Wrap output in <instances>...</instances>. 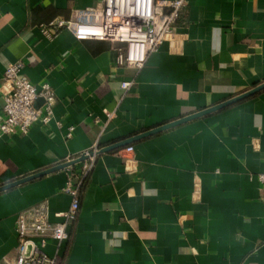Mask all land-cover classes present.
Masks as SVG:
<instances>
[{"label": "crops", "instance_id": "1", "mask_svg": "<svg viewBox=\"0 0 264 264\" xmlns=\"http://www.w3.org/2000/svg\"><path fill=\"white\" fill-rule=\"evenodd\" d=\"M99 1L0 0V84L22 61L57 97L50 124L0 139V187L97 148L70 239L46 248L58 264H264V91L137 139L264 83V0H188L142 68L117 66L121 44L43 34L94 20ZM82 164L0 194V264L16 256L20 214L64 220L62 189Z\"/></svg>", "mask_w": 264, "mask_h": 264}, {"label": "built area", "instance_id": "2", "mask_svg": "<svg viewBox=\"0 0 264 264\" xmlns=\"http://www.w3.org/2000/svg\"><path fill=\"white\" fill-rule=\"evenodd\" d=\"M188 5V0H100L93 12L94 20L57 19L42 27L46 37L51 29L69 30L77 41L97 40L121 44L116 64L119 67L142 68L150 54L174 35L175 24ZM25 63H11L0 84L3 106L0 113V139L14 135L26 136L36 124L47 126L54 118L56 92L48 82L34 85L23 73ZM133 82H123L128 91ZM42 100V105L37 102ZM69 128L67 137H72ZM132 152L133 148H128ZM98 149L85 153L88 159L80 170L70 174L62 191L71 197L64 220L53 223L46 213L32 210L20 214L17 220L18 247L14 259L8 264H58L57 255L50 256L46 248L51 241L58 247L70 239V228L80 211V194L84 180L92 169ZM264 187V172L258 175Z\"/></svg>", "mask_w": 264, "mask_h": 264}, {"label": "water", "instance_id": "3", "mask_svg": "<svg viewBox=\"0 0 264 264\" xmlns=\"http://www.w3.org/2000/svg\"><path fill=\"white\" fill-rule=\"evenodd\" d=\"M262 91H264V83H262L261 85L255 87L254 89H252V90H250V91H248V92H246V93H244V94H242V95H240V96H237V97H235V98H233V99H231V100H228V101H226V102H224V103H222V104H220V105H218V106H215V107L209 108V109H207V110H205V111H203V112H200V113H198V114H194V115H192V116H189V117H186V118H183V119L177 120L176 122H173V123L167 124V125H165V126H163V127H160V128H158V129H155V130L149 131V132H147V133H145V134L139 136L137 139H142V138H146V137L152 136V135H154V134H156V133H159V132H161V131H164V130H167V129L173 128V127H175V126H178V125L183 124V123H186V122H188V121H191V120L197 119V118L202 117V116H204V115H207V114H210V113L216 112V111H218V110H221V109L227 108V107L232 106V105H234V104H237L238 102H241V101H243V100H245V99H248V98H250V97H253V96L257 95L258 93H260V92H262ZM133 141H135V140H133ZM130 142H132V141L125 142V143H123V144L115 145V146H113V147H111V148H108L107 150L102 151V152H107V151H110V150H113V149L120 148V147H122V146H124V145L129 144ZM87 159H88V156H86V155L84 154L82 157H80V158H78V159H76V160H71V161H69V162H66V163H64V164L58 165V166H56V167H53V168H50V169H47V170H44V171H41V172L34 173V174H32V175L26 176V177L21 178V179H19V180H17V181H14V182H12V183H9V184H7V185L1 186V187H0V194H1V193H4V192H6V191H8V190H10V189H13V188H15V187H18V186H21V185H23V184H26V183H29V182H31V181H34V180H36V179H39V178H41V177L47 176V175H49V174H52V173H55V172H58V171H61V170H64V169L70 168V167H72V166H74V165H76V164H79V163H81V162L86 161Z\"/></svg>", "mask_w": 264, "mask_h": 264}]
</instances>
